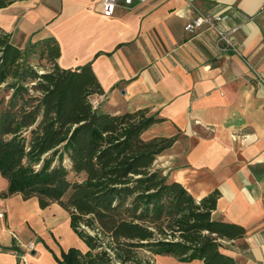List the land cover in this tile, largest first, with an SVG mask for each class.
<instances>
[{
  "label": "crops",
  "instance_id": "obj_1",
  "mask_svg": "<svg viewBox=\"0 0 264 264\" xmlns=\"http://www.w3.org/2000/svg\"><path fill=\"white\" fill-rule=\"evenodd\" d=\"M190 3L228 17L240 55L220 49L206 27L185 31L197 15ZM0 27L22 49L54 38L61 68L90 64L104 90L91 97L95 108L155 117L145 140L177 137L155 167L197 201L218 191L213 219L247 231L223 253L264 264V0H147L111 17L103 0H14L0 10ZM8 186L0 174V193ZM0 211V264H58L46 246L58 257L71 248L75 233L59 205L41 209L15 194L0 197ZM154 264L204 263L156 256Z\"/></svg>",
  "mask_w": 264,
  "mask_h": 264
},
{
  "label": "trees",
  "instance_id": "obj_2",
  "mask_svg": "<svg viewBox=\"0 0 264 264\" xmlns=\"http://www.w3.org/2000/svg\"><path fill=\"white\" fill-rule=\"evenodd\" d=\"M13 2L0 0V10ZM60 56L54 38L22 49L0 27V174L9 183L0 197L68 213L88 250L58 257L46 246L58 264H237L222 249L247 231L213 219L220 193L197 201L155 167L177 137L145 140L158 122L147 110L95 108L91 97L104 90L91 65L64 69Z\"/></svg>",
  "mask_w": 264,
  "mask_h": 264
},
{
  "label": "built area",
  "instance_id": "obj_3",
  "mask_svg": "<svg viewBox=\"0 0 264 264\" xmlns=\"http://www.w3.org/2000/svg\"><path fill=\"white\" fill-rule=\"evenodd\" d=\"M123 1V4H121ZM147 0H103V15L105 17H111L117 7L124 5L130 7L135 3H144ZM191 10H195L197 15L194 18H190L189 22L185 26V31L190 34H195L197 30L206 27L209 30L214 31L217 37V46L220 49L231 50L234 53L240 55L238 48L232 41L233 35L237 32L238 28H230L227 24L228 17L226 15H216L204 13L195 8L190 3ZM264 82V81H263ZM94 107L96 103H92ZM4 218V214L0 211V219Z\"/></svg>",
  "mask_w": 264,
  "mask_h": 264
},
{
  "label": "rangeland",
  "instance_id": "obj_4",
  "mask_svg": "<svg viewBox=\"0 0 264 264\" xmlns=\"http://www.w3.org/2000/svg\"><path fill=\"white\" fill-rule=\"evenodd\" d=\"M31 62L33 63V64H37V61L35 60V59H31ZM43 65H46V63L45 62H43ZM42 71V70H41ZM103 111V110H102ZM61 236H62V240L64 241V242H66V243H70L71 242V240L66 236V233L64 232V231H62L61 233ZM74 236H75V239L72 241L73 243H72V245H71V247H76L77 245H79V244H83L84 246H85V244L78 238V236L77 235H75L74 234ZM154 260H155V258H154Z\"/></svg>",
  "mask_w": 264,
  "mask_h": 264
}]
</instances>
